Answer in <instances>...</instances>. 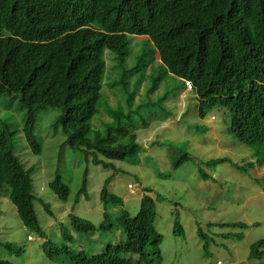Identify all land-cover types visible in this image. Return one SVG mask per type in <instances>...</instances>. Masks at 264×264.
<instances>
[{
	"label": "trees",
	"instance_id": "16d2710c",
	"mask_svg": "<svg viewBox=\"0 0 264 264\" xmlns=\"http://www.w3.org/2000/svg\"><path fill=\"white\" fill-rule=\"evenodd\" d=\"M135 38H141L151 49L150 60L142 53L133 74H153L156 67L159 73L191 81L199 116L217 107L225 112L229 132L240 143H264V0H0V96L11 98L14 94L25 108L23 133L33 154L41 152L35 135L39 114L49 107L60 109L52 128L56 131L60 127L66 136L61 147L80 152L86 166L109 168L110 163L103 160L122 161L132 154L134 146L119 140L126 135V141L134 138L135 134L125 130L134 112L122 117L108 113L110 121L104 123L108 137L93 131L90 121L97 113L106 75L105 52L114 56L119 68L118 59L127 62ZM155 56L160 59L156 64ZM160 83V76L154 78L150 91ZM149 120L146 118L143 126ZM5 131L0 128V152L7 142ZM225 161L217 158L205 163ZM13 165L5 174L0 169V196L5 184L21 169ZM88 175L86 167L73 206L81 196L87 198ZM108 183L109 179L100 194L104 207L109 202L122 204L119 197L107 192ZM48 187L63 202L70 195L59 170ZM144 192L149 195L141 198L133 217L125 210L120 212L119 229L124 240L109 241L91 255L85 250L74 253L70 246H57L47 237L34 201L49 216L52 212L47 203L36 199L30 181L12 191L10 200L22 225L44 240L43 251L50 261L68 256L75 264H131L126 253L148 255L144 251L150 248L149 255H158L156 249L162 241L154 227L155 199L150 188ZM67 223L78 235L115 230L107 212L98 226L74 213L68 214ZM173 234L183 235L177 217ZM199 235L203 236L201 232ZM61 236L70 238L65 228ZM0 247L17 256L22 251L9 242H0ZM263 254L264 240L250 245L249 259H259ZM0 264L16 263L0 259Z\"/></svg>",
	"mask_w": 264,
	"mask_h": 264
},
{
	"label": "rangeland",
	"instance_id": "374dc122",
	"mask_svg": "<svg viewBox=\"0 0 264 264\" xmlns=\"http://www.w3.org/2000/svg\"><path fill=\"white\" fill-rule=\"evenodd\" d=\"M141 43V38L134 39L127 62L118 59L119 68L114 56L105 52L106 75L97 113L90 121L91 128L100 132V136L108 137L104 131V123L110 121L108 113L116 112L122 117L134 112L133 120L126 121L125 130L135 134L130 141H126L127 135L119 140L120 144L134 146L132 154L122 161L103 160L110 163L109 168L86 166L80 152L61 147L66 136L60 127L56 131L52 128L60 115L58 108L49 107L39 114L35 135L41 152L33 154L23 133L25 108L14 94L11 98L0 96V128L6 129L7 138L0 152V169L5 174L12 170L13 164L21 167L5 184L0 196V242H9L22 250L17 256L0 247V259L16 264H75L68 256L50 261L43 251L44 240L19 220L10 194L30 181L36 199L47 203L52 212L49 216L34 201L41 228L57 246H70L74 253L85 250L91 255L100 252L109 241H123L120 212L125 210L133 217L140 207L144 188H150V196L155 199L154 227L162 241L156 249L158 255H149L150 248L144 251L148 255L126 253L131 264H216L217 261L264 264V254L259 259L248 258L250 245L264 240V144L240 143L229 132L228 119L217 107L206 110V117L199 116L196 95L190 100L192 93L184 90L179 78L159 73L156 67L153 74L146 71L133 74L140 55L149 57L151 47ZM154 59V64L160 61L158 56ZM159 76L160 85L150 91L154 78ZM182 111L184 114L179 118ZM211 115L214 120H210ZM146 118L150 119L149 124L146 122L143 126ZM217 158L226 161L213 168L204 166L205 162ZM86 167L88 195L81 196L73 206ZM199 169L208 175L207 180L200 176ZM57 170L70 190L64 202L48 187ZM107 178V192L119 197L122 204L109 202L105 208L100 194ZM104 212L115 228L111 232L99 230L78 235L68 227L70 213L98 226ZM175 217L183 228V235L173 234ZM64 221L61 226L60 222ZM232 223L247 227L224 225ZM64 228L70 235L68 239L61 236Z\"/></svg>",
	"mask_w": 264,
	"mask_h": 264
},
{
	"label": "clouds",
	"instance_id": "9594fccd",
	"mask_svg": "<svg viewBox=\"0 0 264 264\" xmlns=\"http://www.w3.org/2000/svg\"><path fill=\"white\" fill-rule=\"evenodd\" d=\"M169 74V73H168ZM169 75H172V74H169ZM172 76H174V75H172ZM175 77H177V76H175ZM177 78H179V77H177ZM184 84H185V88H184V90L186 91V92H191L192 94H191V98H190V100H192L193 99V94H195L196 95V93H194V86H193V84L191 83V81H189V80H186V79H183V78H179ZM195 101H196V104L198 105L199 103H198V100H197V95H196V99H195ZM219 109V108H218ZM223 113L225 114V112L223 111ZM183 114H184V112L182 111L181 112V115H180V117L181 116H183ZM226 116V115H225ZM179 117V118H180ZM203 117H206V115H204ZM215 119V117L214 116H210V120H214ZM231 133V132H230ZM243 144V143H242ZM255 144H257V143H255ZM264 144V143H263ZM246 145V144H245ZM247 145H253V144H247ZM263 155H264V153H263ZM84 160V159H83ZM85 162V161H84ZM209 162V161H208ZM215 165H217L216 163H212V164H210V165H206V163H204V166L206 167V168H213ZM199 171V174H200V176L204 179V180H207L209 177H208V175L202 170V169H199L198 170ZM107 179H109V178H107ZM106 179V180H107ZM105 180V181H106ZM105 181H104V183H105ZM104 185V184H103ZM108 186V185H107ZM131 184H129L128 185V188L129 189H131ZM103 188V187H102ZM145 194H148L149 195V193H144V195ZM232 224H239V223H232ZM225 226H227L226 224H224ZM224 225H221L222 227L224 226ZM241 225H244V224H241ZM246 226V225H245ZM229 227V226H228ZM231 227V226H230ZM247 227V226H246ZM235 228H239V227H235ZM243 228H245V227H243ZM175 235V234H174ZM176 236H179V235H176ZM217 262H221V261H217ZM217 262H216V264H217ZM222 263V262H221ZM223 264V263H222Z\"/></svg>",
	"mask_w": 264,
	"mask_h": 264
},
{
	"label": "built area",
	"instance_id": "2783aa9c",
	"mask_svg": "<svg viewBox=\"0 0 264 264\" xmlns=\"http://www.w3.org/2000/svg\"><path fill=\"white\" fill-rule=\"evenodd\" d=\"M217 264H222L221 262H217Z\"/></svg>",
	"mask_w": 264,
	"mask_h": 264
}]
</instances>
